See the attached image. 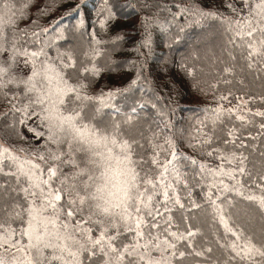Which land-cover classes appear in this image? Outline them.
Here are the masks:
<instances>
[{
  "label": "snow or ice",
  "instance_id": "6c2138e0",
  "mask_svg": "<svg viewBox=\"0 0 264 264\" xmlns=\"http://www.w3.org/2000/svg\"><path fill=\"white\" fill-rule=\"evenodd\" d=\"M103 3L102 33L88 32V49L51 57L44 37L55 28L36 24L29 34L12 0H0V104L8 106L0 113V264H264V93L244 92L237 80L264 82V0L177 6L191 27L211 22L227 35L231 63L217 83L236 82L241 92L220 95L183 129L171 99L152 86V99L130 111L115 103L147 82L142 58L176 13L164 0H130L139 27L105 38L115 14ZM131 36L138 39L129 43ZM58 39H67L63 31ZM117 51L135 55V78L89 94ZM180 71L199 89V69L185 61ZM149 107L154 117L142 114Z\"/></svg>",
  "mask_w": 264,
  "mask_h": 264
},
{
  "label": "trees",
  "instance_id": "16d2710c",
  "mask_svg": "<svg viewBox=\"0 0 264 264\" xmlns=\"http://www.w3.org/2000/svg\"><path fill=\"white\" fill-rule=\"evenodd\" d=\"M63 2L74 4L75 6L82 4V7H86V10L83 11L81 7L77 12L75 11L76 8H72L63 13L61 8L58 7ZM82 2L83 0H26V2L25 0H12L11 6L16 9L18 27L29 30V34L36 24L41 27L51 26V28H55V31L50 30L44 37L45 41L49 39L52 41V47L47 49V51L49 56L55 57L57 49L59 51L67 50L75 45H77L76 48L81 46V53L86 51L90 40L88 32L92 30L102 31L97 21L100 9L104 7L103 0H85V3ZM180 2L181 0H164V3L171 8V12L176 13L177 20L169 26L167 33L159 30L155 32L152 53L146 61H143L142 58L144 64L143 76L147 77V82L143 85L138 83L132 92L126 93L124 97H118L115 103L122 111H130L134 103L142 99H152L153 93L149 91V86H152L158 95L171 99L174 109L172 119L178 128L183 129L189 125L194 126L198 120H202L205 115L203 110L214 108L220 95H226L228 91H232L239 96L241 92L239 90L240 85L236 82L228 85L217 83L219 77L216 74L224 64L231 63L224 48L227 42V35L218 30V26L211 22L204 27H191L185 22V19L180 18L177 12V6ZM216 3L219 6L221 0H216ZM109 4L115 14V27L107 33L105 38H111L118 30H122L127 35L139 27L141 17L130 6V0H109ZM27 5H30V7ZM205 7H207L206 3ZM52 8L55 9L56 15L52 14ZM221 11H224V9L221 8ZM40 12L44 13L42 18H39L38 13ZM161 16L166 17L169 21L172 20V15L169 12H162ZM134 17H138L139 21L134 22L132 20ZM42 19L46 20L38 21ZM81 21L84 22L83 27L80 26ZM57 24L59 25L58 27ZM181 28L184 30L180 31ZM36 30L39 31L38 28ZM60 31H65L66 40L58 39ZM137 39V36H131L129 43ZM123 46L125 49L128 48V44ZM227 47L231 48V45ZM210 53H213L212 57L208 56ZM234 54L238 55V51ZM135 59V55L130 51L123 53L117 51L114 53L111 57L113 61L112 71L105 70L104 80L111 81L115 77L126 75L129 71L132 72L135 78L136 69L130 64V61ZM185 61L199 69L197 72L199 89L190 79L184 77L180 71V64ZM88 66L91 65L89 64ZM100 66L103 67L102 62ZM237 72L239 73V68ZM241 79L244 80L245 84L244 92L251 91L256 96L264 93V82L258 79L253 81L251 77L238 74L237 80ZM213 84H217L216 89L212 88ZM102 87L100 86V88ZM225 105L227 106V102H225ZM5 106H7L6 103L0 104V109ZM256 106L258 107V105ZM142 114L154 117L155 111L149 107ZM258 127L257 123L256 128L252 129L253 135L257 134ZM181 150L188 155H195L186 146H181ZM196 191L199 192V189ZM197 198L199 199V197ZM173 214L178 216L175 209ZM204 230L210 231L208 227H204ZM184 264H196V262L189 258Z\"/></svg>",
  "mask_w": 264,
  "mask_h": 264
},
{
  "label": "rangeland",
  "instance_id": "374dc122",
  "mask_svg": "<svg viewBox=\"0 0 264 264\" xmlns=\"http://www.w3.org/2000/svg\"><path fill=\"white\" fill-rule=\"evenodd\" d=\"M82 3H85V0H83ZM60 5L61 6H58V7L61 8V11L63 13L66 12L67 10H71L72 8H76V6L74 4H67L65 2L61 3ZM83 7H82V10L85 11L86 10V7H84V8ZM51 12H52V14L56 15L55 9L52 8L51 9ZM38 14H39V18H42L43 17V15H41V12L38 13ZM45 20L46 19H42V20H38V21H45ZM132 20L134 22H137V21H139V18L138 17L137 18L134 17V18H132ZM121 25H123V24H121ZM112 30H113V28H111L110 31H112ZM63 32H65V31H63ZM100 32L102 33V31H100ZM76 46L77 45H75L73 47H76ZM80 47L78 49H80ZM63 51H65V50H61V52H63ZM208 56H211L212 57L213 56V53L208 54ZM104 73H105V71H103L102 74H101V76L97 78V81L98 82L95 83V84H93L89 88V90H88L89 91V94H96V93H98L99 90L101 89L100 86H103V88H105V87L108 86L107 88H105V90H107L108 88L115 89V88L125 87L130 82V80L134 78V75L132 74V72L129 71L126 75H123V76L118 77V78L115 77L111 81H105L104 80ZM7 107L8 106H5L2 109H0V113L7 111ZM24 131H25V134L29 137V139H31L32 134L31 133H28L26 130H24Z\"/></svg>",
  "mask_w": 264,
  "mask_h": 264
}]
</instances>
